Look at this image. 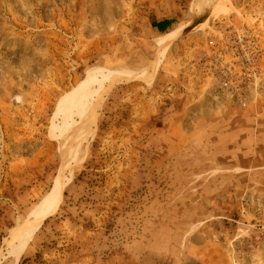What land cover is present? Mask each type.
<instances>
[{
	"label": "rangeland",
	"instance_id": "rangeland-1",
	"mask_svg": "<svg viewBox=\"0 0 264 264\" xmlns=\"http://www.w3.org/2000/svg\"><path fill=\"white\" fill-rule=\"evenodd\" d=\"M0 264H264V0H0Z\"/></svg>",
	"mask_w": 264,
	"mask_h": 264
},
{
	"label": "bare ground",
	"instance_id": "bare-ground-1",
	"mask_svg": "<svg viewBox=\"0 0 264 264\" xmlns=\"http://www.w3.org/2000/svg\"><path fill=\"white\" fill-rule=\"evenodd\" d=\"M170 34V33H169ZM169 34H166V35H169ZM148 73V72H147ZM114 75V74H113ZM116 75V74H115ZM115 75H114V77H115ZM121 75V74H120ZM123 75H121V76H119V77H116V78H114L113 80H110L111 82H113V81H117V80H123V79H127V78H130V77H128L127 75L126 76H123ZM127 77V78H126ZM94 79V78H93ZM149 79V78H148ZM92 81V80H91ZM99 94H101V90L99 91ZM89 106H87V110H86V113L88 114V115H92L91 113H93L94 112V105L92 104V103H90V104H88ZM92 110H93V112H92ZM55 190V189H54ZM58 190V189H57ZM61 191V190H60ZM55 194V193H54ZM60 194V193H59ZM59 194H57V197L55 198V200L52 202V203H50V205L48 204V206L46 207V205H47V203L46 204H44V209L42 210V209H40V211H41V213L39 214V217L37 218L36 216V218H34V219H37V220H40L41 221V219L43 218V217H45L47 214H49L50 212H52L55 208H56V204H57V201L59 200ZM56 195V194H55ZM54 196V195H53ZM61 196V195H60ZM48 198V197H47ZM47 198H46V200H47ZM51 198H54V197H52L51 196ZM50 199V198H49ZM49 201V200H48ZM43 204V203H42ZM42 206V205H41ZM40 206V207H41ZM38 210V209H37ZM39 213V212H38ZM38 216V215H37ZM34 222V221H33ZM34 223H36V222H34ZM39 223V222H38ZM38 223H36V224H38ZM31 226V225H30ZM29 226V227H30ZM32 226H35L34 224H32ZM31 228H34V227H31ZM26 229V228H25ZM28 229V228H27ZM32 230V229H31ZM30 231V230H29ZM26 232V231H25ZM24 232V233H25ZM28 232V231H27ZM26 232V233H27ZM29 234V233H28ZM22 237V236H21ZM23 237H25V236H23ZM29 238V237H28ZM22 239V238H21ZM20 240V239H19ZM18 240V241H19ZM25 240V239H24ZM26 240H28V239H26ZM26 240H25V242H26ZM18 241H17V243H18ZM21 241H23V240H21ZM20 241V242H21ZM14 243V242H13ZM19 244H21V243H19ZM19 244H17L16 246H18ZM23 247V246H22ZM18 248L16 247V250H17ZM18 250H20V249H18ZM15 253H17L16 251H15ZM16 255V254H15Z\"/></svg>",
	"mask_w": 264,
	"mask_h": 264
},
{
	"label": "trees",
	"instance_id": "trees-1",
	"mask_svg": "<svg viewBox=\"0 0 264 264\" xmlns=\"http://www.w3.org/2000/svg\"><path fill=\"white\" fill-rule=\"evenodd\" d=\"M172 25V21L169 18H161L152 22V27L160 33H166Z\"/></svg>",
	"mask_w": 264,
	"mask_h": 264
}]
</instances>
